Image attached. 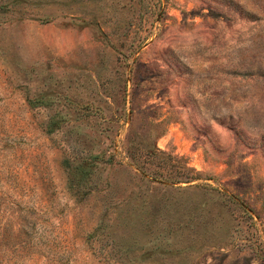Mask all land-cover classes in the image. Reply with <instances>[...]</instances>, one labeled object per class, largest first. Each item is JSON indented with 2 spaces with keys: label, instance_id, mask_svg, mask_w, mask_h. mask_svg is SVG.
<instances>
[{
  "label": "rangeland",
  "instance_id": "obj_1",
  "mask_svg": "<svg viewBox=\"0 0 264 264\" xmlns=\"http://www.w3.org/2000/svg\"><path fill=\"white\" fill-rule=\"evenodd\" d=\"M0 264H264V0H0Z\"/></svg>",
  "mask_w": 264,
  "mask_h": 264
},
{
  "label": "trees",
  "instance_id": "obj_2",
  "mask_svg": "<svg viewBox=\"0 0 264 264\" xmlns=\"http://www.w3.org/2000/svg\"><path fill=\"white\" fill-rule=\"evenodd\" d=\"M159 153L164 154L163 152H159ZM187 180H189V179H187ZM170 182L174 183V182H176V179L173 181H170Z\"/></svg>",
  "mask_w": 264,
  "mask_h": 264
}]
</instances>
